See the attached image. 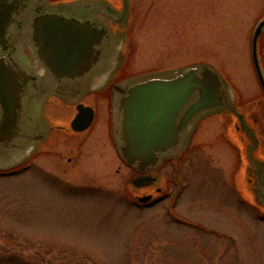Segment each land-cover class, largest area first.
Here are the masks:
<instances>
[{"label":"rangeland","instance_id":"374dc122","mask_svg":"<svg viewBox=\"0 0 264 264\" xmlns=\"http://www.w3.org/2000/svg\"><path fill=\"white\" fill-rule=\"evenodd\" d=\"M106 1L117 15L122 12V0ZM261 17L264 0H129L106 77L117 66L115 83L197 62L216 67L257 133L255 156L264 162V98L250 56ZM257 49L264 66V30ZM96 90L68 105L50 99L45 110L51 125L67 130L73 103L93 107L84 137L73 135L53 154L31 161L26 153L0 152V170L32 162L0 177V264H264V210L255 205L262 199L253 198L247 188L252 173L244 169L249 142L225 129L230 117L198 122L178 162L172 158L156 170L157 184L135 189L128 183L136 172L118 158L108 137L116 91L105 97ZM133 194L159 200L139 207Z\"/></svg>","mask_w":264,"mask_h":264},{"label":"water","instance_id":"95a60500","mask_svg":"<svg viewBox=\"0 0 264 264\" xmlns=\"http://www.w3.org/2000/svg\"><path fill=\"white\" fill-rule=\"evenodd\" d=\"M66 1L54 4L41 2L42 9L37 13L43 15L37 21L40 54L36 51V60L40 65L30 69L24 68L25 88L36 87L40 78H49L52 83L60 87V90L50 92L45 90L38 109L33 106L31 111L33 116L41 118L48 124L50 129L52 125L45 117V103L52 98L67 105L70 104L71 99L77 101L86 92L104 88L118 70L117 66L111 76L106 77L111 47L105 52V42L107 39H112L110 31L105 26L100 28L99 21V24L92 25L82 19V16L78 14L77 16L73 9L70 10L77 6L75 2ZM97 1L96 6L106 4L113 11L114 8L106 0ZM23 3V0H0V35H5L12 23L20 22L21 7L24 8L25 5ZM122 4L121 16L117 18V21L122 23L120 30L123 31V22L129 11V0H122ZM67 10L71 15L70 18L64 16L66 13L63 12ZM263 30L264 17L256 23L252 31L250 54L253 69L264 96V74L257 49L258 39ZM0 70H2L1 56ZM4 79L5 77L1 75L0 152L26 153L29 158L34 150L31 145L25 149L15 147L16 136L22 128V120L26 112H29L27 100L17 91H11V85L5 83ZM81 85L84 91L79 93V88L75 87ZM113 90L116 93L111 102L112 126L118 154L128 166L143 174L131 182L133 188L152 185L157 180V175L153 172L167 159L175 158L178 162L190 145L191 134L196 125L208 116L227 115L234 118L235 122L228 117L229 123L227 121L225 129L232 128L242 135L240 140H248L249 151L245 152V159L247 157L257 159L255 153L260 148L258 135L252 129L246 115L237 109L231 86L210 64L191 63L172 70L128 78L121 84L114 85ZM73 104L76 113L69 127L73 132H84L92 125L94 110L80 102ZM251 123L254 125L253 121ZM244 130L247 133L250 132V138L247 139ZM184 135L187 137L186 143L178 151V145ZM242 151H239V154ZM168 153L173 156H166ZM260 184L264 186L262 182ZM157 191L159 192L160 189ZM252 196L254 198L255 195L252 194ZM259 196L262 203H257L255 200V205L264 210V195ZM150 199L151 196L138 198L140 202H149Z\"/></svg>","mask_w":264,"mask_h":264},{"label":"flooded vegetation","instance_id":"af4514ba","mask_svg":"<svg viewBox=\"0 0 264 264\" xmlns=\"http://www.w3.org/2000/svg\"><path fill=\"white\" fill-rule=\"evenodd\" d=\"M43 1L49 4H54L59 2L53 0H23L24 2L23 4L25 5L24 8L21 7V13L19 14V17L21 18L20 22L12 23L10 25V29L8 30V32H5V35L3 36L0 35V56L2 58V70H0V76L2 75L3 77H5L4 79L5 83L11 85L10 86L11 91H15V92L17 91L26 98L27 105L29 107V112L33 110V106H36V108L38 109V105L40 103L42 96L45 93L44 92L45 90L49 92L52 90H60V87L52 83V80L49 78H45V79L38 78L39 81L36 87L29 86L28 88H25L26 80L24 78V75L26 72L24 71V68L25 67L29 69L35 68L39 64L38 61L36 60L37 59L36 54L37 52L40 51L38 49L40 40L38 41L37 39V35H38L37 21H39L40 16L43 15H38L37 13L38 10L42 9L40 8L41 7L40 5L41 2ZM66 2H75L77 6L71 8L70 10L73 9L75 11V14L82 16V19H84L85 21L90 22L92 25L94 23L97 24L99 21L100 28L105 26L106 29L110 31V35L112 39H107L105 42V46H106L105 52L109 51L111 45L112 44L114 45L116 41V40L113 41V39H115L116 37V32L118 31V29L120 30L122 26V23L117 21L120 18L121 13L117 15L115 12L111 10L112 8L110 7L111 8L110 9L108 5L106 6V4L105 5L99 4L100 7L96 6L95 4L96 2H98L97 0H67ZM68 12L69 11L67 10L64 11L63 13H66V15L64 16L70 18L71 15ZM262 69L264 71L263 65H262ZM127 79L128 78L118 79L120 81L116 83L114 81H110L109 82V84H111L110 88L109 90H106V92L113 90L114 85H119L122 82L126 81ZM75 88L77 89L79 88V93L84 91L83 85ZM106 92H103L104 96L105 94H107ZM107 96L108 94L105 97ZM52 100L55 102L57 101L54 98H52ZM48 106L51 105L45 103L44 109L46 110ZM93 110L95 117V109L93 108ZM29 112H26L25 118H23L22 120L23 123L22 128L20 129L18 135L16 136L17 140L15 141V147L25 149V147L27 148L29 145H31L34 148V150L31 152L28 158L30 159V161L33 160L35 157L41 155L53 154L54 152L57 151V148L61 147L60 142L62 140L65 141L66 139L73 137V135L75 136L81 135L80 137H84L86 134L85 132H87V131L73 132L69 126L67 130L62 126L53 127V125H52V129H50L48 124L43 122L41 118H38L37 116H33L32 112L31 113ZM244 131L246 132V130ZM246 134H247V139L251 137L250 132L248 133L246 132ZM108 137L110 139L113 149L118 155L113 126H111V130L108 131ZM186 140H187L186 135L182 136L180 144L178 145L177 148L178 151L184 147ZM166 156L171 157L173 156V154L168 153ZM30 161L27 163L28 165L27 164L25 165L26 160H24L11 169L0 170V177H8L11 175H15L17 172L23 170L26 166L30 167L32 164V162ZM66 161L68 164L71 163V158H67ZM168 161L169 159H167L165 162L167 163ZM38 168L40 171H43V169L40 168L39 165ZM244 169L246 170L247 173L248 170L252 173L251 177L247 178V184H248L247 188L249 189L251 194L255 196L257 194L264 195V186L260 184V182L264 184V163L258 159H249V161L247 162V168L244 167ZM43 172L46 173V171ZM150 186L152 185H147L142 188H147ZM133 195L134 198L139 197L136 194ZM148 207H151V205H148ZM165 212L170 214L171 207L167 208ZM187 226H189L190 228L198 229L199 231L208 234L218 233L215 231V229L213 230L211 228H205L203 226H200V224L198 223H191L190 225L187 224Z\"/></svg>","mask_w":264,"mask_h":264}]
</instances>
